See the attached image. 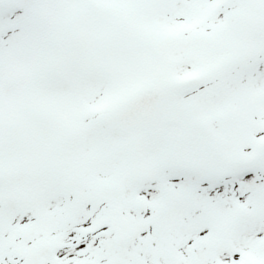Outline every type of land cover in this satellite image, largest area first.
Returning <instances> with one entry per match:
<instances>
[{
    "label": "snow or ice",
    "instance_id": "obj_1",
    "mask_svg": "<svg viewBox=\"0 0 264 264\" xmlns=\"http://www.w3.org/2000/svg\"><path fill=\"white\" fill-rule=\"evenodd\" d=\"M0 264H264V0H0Z\"/></svg>",
    "mask_w": 264,
    "mask_h": 264
}]
</instances>
